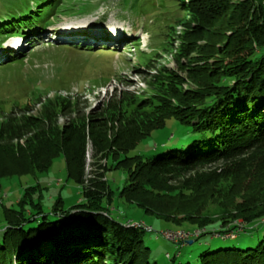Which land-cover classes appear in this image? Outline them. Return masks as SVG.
<instances>
[{
    "label": "trees",
    "instance_id": "obj_1",
    "mask_svg": "<svg viewBox=\"0 0 264 264\" xmlns=\"http://www.w3.org/2000/svg\"><path fill=\"white\" fill-rule=\"evenodd\" d=\"M17 1L25 9L2 15L0 37L24 36L53 12L47 0L31 6L29 0H0V13ZM177 2L175 17L177 11L189 17L174 52L185 78L165 70L154 79L152 97L115 92L88 114L69 101L48 100L36 115L0 121V181L43 173L62 156L81 195L66 206L60 192L25 189L15 207L4 210L0 264H264V195L244 194L245 184L264 175V0ZM10 55L1 66L24 57ZM59 116L67 120L59 124ZM169 119L182 127L186 145L151 157L131 155ZM87 140L93 158L125 171L127 193L153 206L175 231L192 234V243L115 221L103 204L111 195L106 175L84 180ZM222 189L231 207L196 216ZM238 197L243 200L235 205ZM238 230V238L223 240ZM150 234L173 251L149 247Z\"/></svg>",
    "mask_w": 264,
    "mask_h": 264
},
{
    "label": "rangeland",
    "instance_id": "obj_2",
    "mask_svg": "<svg viewBox=\"0 0 264 264\" xmlns=\"http://www.w3.org/2000/svg\"><path fill=\"white\" fill-rule=\"evenodd\" d=\"M44 1L39 0L38 4ZM47 1L53 6L50 7L53 12L45 19L47 22L43 26L24 29V36L5 33L0 37V121L11 115H36L48 100L69 101L77 104L78 111L88 114L101 109L111 96L114 97L115 92L117 96L129 93L136 98L152 97L154 79L165 70L186 77L174 59L176 47L180 46L182 24L189 20L185 11H177L175 17L178 0ZM23 3L27 5V2ZM32 3L33 0H29V6ZM16 9L22 11L25 5L19 1L12 2L11 7L1 11L0 20L3 19L2 15L16 12ZM64 22H89V29L57 31L59 26L65 25ZM119 25L129 26L136 33L130 34V31L121 29L118 36L106 34L109 26ZM11 52L22 53L24 57L1 66ZM194 56L191 53L188 57ZM181 60L186 62L183 57ZM189 87L188 84L184 85L185 89ZM57 120L63 124L67 119L59 116ZM184 145L182 127L169 119L163 129L153 131L131 155L151 157ZM105 164V161L93 158L92 145L87 140L84 180L95 175L98 181H104L106 175V186L111 195L103 204L115 221L150 228L159 236L165 231L185 232L175 231L179 228L168 224L153 206L141 203L127 193L125 171L110 170L111 161L108 166ZM209 169L212 170L209 167L202 170ZM99 175L103 177L99 178ZM33 186L47 188L55 196L60 192L66 206H73L81 199L76 184L67 177L62 156L54 159L43 173L3 178L0 181V231L5 225L4 210L15 207L24 190ZM244 186L247 187L244 194H250L256 200L259 195H264V175L257 176ZM228 194L225 189L215 190L211 199L204 200L203 207L195 210V215H216L221 207L230 208L232 203L228 204ZM242 200L238 197L233 201L236 205ZM240 232H226L222 238H238ZM191 235L187 242H192ZM194 235L196 237L197 234ZM204 240L206 238L201 239ZM145 242L152 249L159 246L173 251L168 243L164 245L161 238L155 241L154 234L146 235Z\"/></svg>",
    "mask_w": 264,
    "mask_h": 264
},
{
    "label": "bare ground",
    "instance_id": "obj_3",
    "mask_svg": "<svg viewBox=\"0 0 264 264\" xmlns=\"http://www.w3.org/2000/svg\"><path fill=\"white\" fill-rule=\"evenodd\" d=\"M65 25H62V26H59L57 28V31H69V30H74V31H78L79 29H82V30H87L89 29V22H67L65 23ZM124 27V28H123ZM121 29H125L127 31H130L131 33L130 34H134L136 33V31H134V29H132L131 27L129 26H109L107 29H106V34L110 37H115V36H118L120 33H121ZM137 227H140V225ZM142 227V226H141ZM143 228V227H142ZM147 232L151 231L150 228H144ZM172 234V235H184V234H189V233H185V232H170V231H165L161 234ZM198 234V233H197ZM162 236V235H161ZM163 238H165L166 240H169V238L165 237V236H162Z\"/></svg>",
    "mask_w": 264,
    "mask_h": 264
},
{
    "label": "built area",
    "instance_id": "obj_4",
    "mask_svg": "<svg viewBox=\"0 0 264 264\" xmlns=\"http://www.w3.org/2000/svg\"><path fill=\"white\" fill-rule=\"evenodd\" d=\"M194 234H197V233H194ZM193 234V235H194ZM162 236H165V237H167V238H169V240H171V241H174V242H176V241H186V239H188L189 238V236L191 235V234H184V235H172V234H161ZM198 235V234H197ZM195 236V235H194ZM182 239V240H181Z\"/></svg>",
    "mask_w": 264,
    "mask_h": 264
},
{
    "label": "water",
    "instance_id": "obj_5",
    "mask_svg": "<svg viewBox=\"0 0 264 264\" xmlns=\"http://www.w3.org/2000/svg\"><path fill=\"white\" fill-rule=\"evenodd\" d=\"M195 233H198V232H195ZM192 243V242H191ZM190 242H188V244H191Z\"/></svg>",
    "mask_w": 264,
    "mask_h": 264
}]
</instances>
